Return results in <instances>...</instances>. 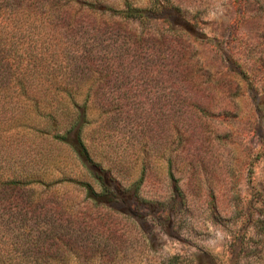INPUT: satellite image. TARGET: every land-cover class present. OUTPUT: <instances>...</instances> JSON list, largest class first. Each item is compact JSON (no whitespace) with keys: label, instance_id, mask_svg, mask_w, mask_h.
<instances>
[{"label":"rangeland","instance_id":"1","mask_svg":"<svg viewBox=\"0 0 264 264\" xmlns=\"http://www.w3.org/2000/svg\"><path fill=\"white\" fill-rule=\"evenodd\" d=\"M55 1L5 28L0 264H264V0Z\"/></svg>","mask_w":264,"mask_h":264},{"label":"trees","instance_id":"2","mask_svg":"<svg viewBox=\"0 0 264 264\" xmlns=\"http://www.w3.org/2000/svg\"><path fill=\"white\" fill-rule=\"evenodd\" d=\"M56 3L55 0H0V88L10 87L14 83H22L20 80L16 79V75H14V70L12 69V65L9 63V47L6 46L7 37L5 36V28L7 27V22L10 20V16L14 11H19L23 9H32V8H47L50 7L52 4ZM95 3H98L95 1ZM57 4H59L57 2ZM56 5V4H55ZM94 5V3H93ZM126 8L124 9H113L105 4H98V7L96 8L100 12H108L109 15L112 16H119L123 18H134V17H141L143 15L142 9L138 7L132 6L128 1L125 2ZM23 60L20 59L18 61V70H21L24 66H21V62ZM21 66V67H20ZM24 85H21L23 87ZM86 109V108H85ZM52 117V115H51ZM55 137L59 140L68 143L78 158L81 160V162L93 173L95 181L100 185L101 192L99 194H96L92 190V186L87 184L86 190L89 194H92L93 196H96L98 198L101 197L99 201H112L114 196V193L118 190L115 189V192L113 190L111 191L109 188L112 185L113 179L110 177L105 178V174H107V170L103 169L99 164L94 163L88 153L87 147L82 139L81 132H80V124L74 129L73 136H69V130L64 132H57L55 133ZM9 177V176H8ZM0 178V186H5L11 189L21 188L23 186H27L33 180H19L16 179L14 176H11L10 178ZM105 179V180H104ZM112 188V187H111ZM177 189V187H175ZM103 197V198H102ZM4 212H6L5 209H0V231L2 233L5 232V230L8 231L10 226V220L9 218H5Z\"/></svg>","mask_w":264,"mask_h":264}]
</instances>
